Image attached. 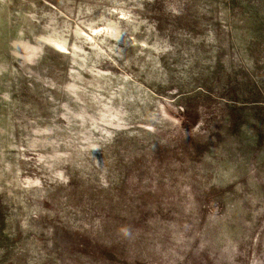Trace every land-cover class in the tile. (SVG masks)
<instances>
[{"label": "rangeland", "instance_id": "obj_1", "mask_svg": "<svg viewBox=\"0 0 264 264\" xmlns=\"http://www.w3.org/2000/svg\"><path fill=\"white\" fill-rule=\"evenodd\" d=\"M0 264H264V0H0Z\"/></svg>", "mask_w": 264, "mask_h": 264}]
</instances>
